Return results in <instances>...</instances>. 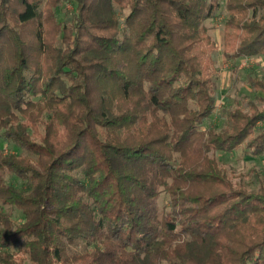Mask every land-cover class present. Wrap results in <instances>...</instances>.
Returning <instances> with one entry per match:
<instances>
[{
  "label": "trees",
  "instance_id": "16d2710c",
  "mask_svg": "<svg viewBox=\"0 0 264 264\" xmlns=\"http://www.w3.org/2000/svg\"><path fill=\"white\" fill-rule=\"evenodd\" d=\"M224 1V56L264 57V0ZM219 6L0 0V264H264V183L214 154H264V106L204 126Z\"/></svg>",
  "mask_w": 264,
  "mask_h": 264
},
{
  "label": "rangeland",
  "instance_id": "374dc122",
  "mask_svg": "<svg viewBox=\"0 0 264 264\" xmlns=\"http://www.w3.org/2000/svg\"><path fill=\"white\" fill-rule=\"evenodd\" d=\"M68 9H71L70 4ZM225 16V1L220 0V6L214 17L206 21L217 44L215 66L211 68L218 74L215 80L218 107L215 113L206 120L204 124L206 127L214 122L221 123L220 116L223 107L241 106L246 108L248 100H254L259 106H264V103L258 97V92H254L246 81L247 71L252 70L256 75L264 74V57H246L238 62L236 68L233 67V64L227 60L223 53ZM214 154L226 167L235 184L244 181L247 185L259 187L260 182L264 183V154L254 155L246 149L245 145H241L233 152L219 151ZM165 202L166 194L163 193L159 199V206L163 207ZM76 248L79 249V247Z\"/></svg>",
  "mask_w": 264,
  "mask_h": 264
},
{
  "label": "clouds",
  "instance_id": "9594fccd",
  "mask_svg": "<svg viewBox=\"0 0 264 264\" xmlns=\"http://www.w3.org/2000/svg\"><path fill=\"white\" fill-rule=\"evenodd\" d=\"M13 230H15V229H13Z\"/></svg>",
  "mask_w": 264,
  "mask_h": 264
}]
</instances>
